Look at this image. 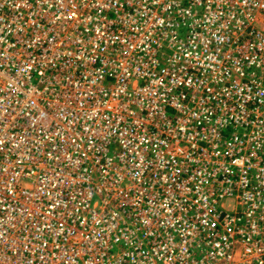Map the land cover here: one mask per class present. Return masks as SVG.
<instances>
[{"label": "built area", "instance_id": "2783aa9c", "mask_svg": "<svg viewBox=\"0 0 264 264\" xmlns=\"http://www.w3.org/2000/svg\"><path fill=\"white\" fill-rule=\"evenodd\" d=\"M0 264H264V0H0Z\"/></svg>", "mask_w": 264, "mask_h": 264}]
</instances>
